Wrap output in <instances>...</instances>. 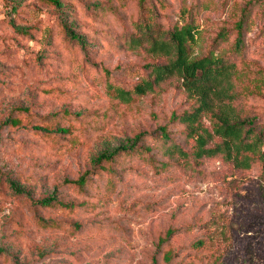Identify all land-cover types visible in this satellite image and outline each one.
<instances>
[{"label":"rangeland","instance_id":"obj_1","mask_svg":"<svg viewBox=\"0 0 264 264\" xmlns=\"http://www.w3.org/2000/svg\"><path fill=\"white\" fill-rule=\"evenodd\" d=\"M60 1L0 0V264H264V135H255L264 132V0H185L195 8L194 56L223 60L233 74L220 86L227 95L192 123L181 118L198 97L177 74L140 99H111L152 80L147 65L163 58L140 49L152 44L138 32L137 2ZM166 2L162 40L183 23L182 0ZM246 8L239 59L230 50L240 34L219 36ZM63 19L86 54L62 33ZM222 121L241 133L224 136ZM164 126L167 145L145 136L95 174L98 156ZM88 172L81 189L66 183ZM54 195L75 209L35 204Z\"/></svg>","mask_w":264,"mask_h":264},{"label":"trees","instance_id":"obj_2","mask_svg":"<svg viewBox=\"0 0 264 264\" xmlns=\"http://www.w3.org/2000/svg\"><path fill=\"white\" fill-rule=\"evenodd\" d=\"M49 2L56 7H62L60 0H44ZM137 2L140 17L137 21V28L139 34H143L150 39L152 46H146L144 42L138 41L140 49L145 53L150 55L162 56L161 61L153 62L147 65L149 71V76H152V80H148L139 84L135 87L133 92L120 90L117 92H110L111 99H125L126 101H132L134 98L140 99L143 96H146L148 93H155L159 86L168 80L169 77L174 76L175 74L179 75L182 80V85L188 89L190 92H193L195 96L198 97L199 106L194 113L182 116V120L188 121L190 123L195 122L197 118L206 111H209L213 105L212 99L220 96L225 97L227 95V90L225 91L220 88L223 80L233 76L232 72L229 73V68L226 70L225 61L220 59H215L213 56H194V47H195V35L194 27L195 20L194 10L195 8L188 4L187 1L182 0L180 5L179 15L182 19V25L178 22L174 26L172 25L171 29L167 33H163V40L159 39V30L155 29L156 25L161 24L160 20L166 16L167 2L166 0H134ZM201 5V4H200ZM198 5V6H200ZM192 17L189 19L188 17ZM247 8L244 13L241 22L237 25L236 28L228 31H223L219 38L223 41H228L234 34H240L236 44L231 48L230 54L236 58L243 59L244 51L242 48V33L245 32V26L247 24ZM62 33L69 37L72 40H76L79 43V47L86 54L87 46L85 39L77 35L72 26L68 21L63 19L61 23ZM154 32V33H152ZM158 38V39H157ZM147 41V40H145ZM229 54V55H230ZM228 71V72H227ZM158 92L157 94H159ZM131 103V102H130ZM9 122L13 126L19 125L17 119H10ZM240 125L243 126V123ZM38 131L45 132L46 134H69L70 130L67 128H57L55 130H49L43 127H36ZM216 130L222 131L224 136L236 137L241 133L242 127H238L236 124H229L228 122H223L215 128ZM196 128L192 132H196ZM257 131V128H251L247 130V134L251 135L253 132ZM159 136L164 142H171L172 138L167 132L166 126L160 127L157 131H154L150 134H140L135 137L134 140L128 142L127 145H122L112 152L107 154H102L98 156L95 160V174H98L100 171L99 168L104 167L106 164L113 166L115 161L119 158L125 156L126 154L134 153L138 150L140 143L143 141L145 136ZM257 135V141H261L262 135L264 132H261ZM200 141L203 146L205 145L206 138L200 136ZM241 137V136H240ZM240 148L242 146L240 145ZM263 162H264V155ZM148 156H146V159ZM89 172L83 175L76 181L66 182L72 186H78V189L83 187L88 178ZM11 188L18 194H23L32 200L30 192L26 190L25 187L21 186L18 182L13 180L10 181ZM36 205H41L48 208H59L63 210L72 211L75 209L74 203H66L54 195L51 198L42 199L35 202ZM39 225L45 229H55L61 226L60 223L46 221L44 219H39ZM71 231H77L81 229V226L70 225ZM171 236V234H170Z\"/></svg>","mask_w":264,"mask_h":264}]
</instances>
